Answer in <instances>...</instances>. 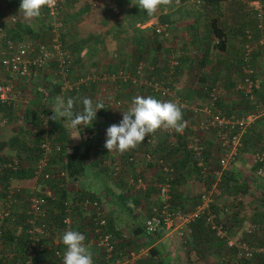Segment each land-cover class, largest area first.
<instances>
[{
	"label": "trees",
	"instance_id": "obj_1",
	"mask_svg": "<svg viewBox=\"0 0 264 264\" xmlns=\"http://www.w3.org/2000/svg\"><path fill=\"white\" fill-rule=\"evenodd\" d=\"M71 3L74 0H69ZM117 5H121L125 3L128 0H114ZM187 0H179V2H185ZM221 0H197L199 2L200 8L202 9V12L204 14H207L210 12L211 15L209 17L210 22L207 23V25L210 26L211 33L215 35L217 38L216 45L219 49L226 48L225 41L221 38L222 33L221 29L219 27L217 19V15L214 13L218 11L219 2ZM64 2V1H63ZM62 1L59 2L57 6V11L55 15H59V7L61 5ZM139 0H132V3L125 9L124 13L128 16V19H131V23H142L149 19L151 16L146 13L143 9H140L138 7ZM13 6H20V0H15L12 2ZM209 6V7H208ZM85 7V6H84ZM46 9V7H44ZM47 10V9H46ZM83 10V7L81 8ZM215 10V11H214ZM130 13H134V16L130 15ZM256 15V13H255ZM3 16L0 14V34L2 37V41L6 43V40H11L12 42H17L20 40H23L25 36H37V33L39 32L36 29H33V27L30 25L29 21H27L26 18L23 16L15 18L14 20H4L2 19ZM257 18V15H256ZM161 20L163 19L160 18ZM164 22V20H163ZM168 23V21H167ZM49 27V26H48ZM136 31H138V37L132 38V41L134 42V55L133 59L134 62L132 64L129 63L127 58L123 59V63L121 64V71L123 74L127 73H133L135 64L138 60L144 59L148 63L151 64V68H144L145 75L147 77L152 79H157L158 81L162 83H168L170 90L174 92V82L176 81V76L178 72L181 70V63L183 62L184 56H173L178 64L173 66V72L170 79L166 77L167 75V66H168V58L165 56H161L163 50H167L165 47V40H158L155 35L158 36V32H155L152 28V37L151 42L153 46H149L146 42L144 44V36L141 33L142 30L145 28H140L138 26H132ZM170 26L168 23V26L165 27V31H169ZM71 33L68 30H60L59 29V35L58 38L61 43V49H63L66 53V57L68 59L66 73L64 75H60L56 71V64L53 60L50 62L52 63V69L54 71V78H57L56 82H50V81H40L39 83L35 82L33 85V93H32V107L26 108V114L30 116L32 119V122L37 125L38 129L35 130L32 135L33 138L29 139L32 140L30 143H26L24 141H21L20 143V149L19 152L15 153V157L17 158V166L15 168H2L0 169V202L4 198L5 195V189L7 185L11 184L12 186H22L27 187L32 182V167L34 164V161L40 156L41 149L39 147V143L41 140V137L43 134L48 135L50 141L57 142L60 144V150L52 152L48 159L47 163L43 168V172L48 173L46 178L42 180L41 184V191L38 192H44L46 189L50 190L53 198L47 197V202L45 204V213L43 216H40L39 214L36 216V222L44 224V235L40 237V240H42L45 243V246H43L41 249H38L35 251L33 256V262L32 264H63V255L65 251V245L60 241L62 239V235L65 232V224L62 221L63 217L65 216V202L69 200L67 192L68 189L65 186V184L73 183L74 181H82L83 173H85L86 164L89 163L92 167H95V161L96 158L101 161L99 158L103 157L107 154V150L103 146V140L106 138V133L103 137H101L99 134L100 127L103 125H108L110 123L117 122L115 117L114 111H109L107 105H105L100 99H98L94 92L93 88L96 87L97 81L99 79L93 78L88 79L85 78L84 81L79 82L76 86H72L71 88H66L61 91V84L64 82L63 77H73L71 81L74 79L76 80L78 77H84L86 75H93V76H102L105 75L108 76L113 72H117L115 68L105 70L104 72H96L94 70L84 71V72H78L75 73V66L74 64H77V62L80 60V54L79 52L83 49V42L86 41V38H78L75 40H71L70 37H68ZM90 34L89 36H91ZM209 37V36H208ZM34 42V41H33ZM43 42V41H40ZM245 44V43H244ZM243 44V45H244ZM146 45V47H145ZM143 50H145L146 54L143 56ZM242 50L243 46L241 47L240 54L236 56L234 61L236 62V66L238 70H240V66L243 63L242 59ZM152 56V57H151ZM150 57L152 59H150ZM205 57L204 53L203 56L200 57V59ZM201 59V60H202ZM249 65L253 68V75L251 76H257L256 69H255V63H254V57L252 51H250L249 59H248ZM115 69V70H114ZM214 69V68H212ZM213 72V71H212ZM200 79H204L207 74L203 71L200 73ZM258 77V76H257ZM68 80V78H66ZM110 80V79H109ZM111 81V80H110ZM207 82V81H206ZM210 82V80H208ZM74 82H72L73 84ZM109 83L116 84V92H119L121 89L119 87L121 86L122 90L125 91L127 94L128 91L125 90V88L130 84V80L128 79H121L119 77H116L114 80H112ZM71 84V85H72ZM212 84V83H211ZM211 84H204V87H208ZM261 85V84H259ZM258 87L254 88L255 93H258ZM138 87H141L145 90V92L148 94L147 96H153L159 100L162 101H172V98H168V96H165L163 98H160L157 93L150 91L148 87L138 85ZM61 91V95L63 98L65 97H72L76 100L75 106L73 108L74 113L82 112L83 105H82V98L89 97L92 99L93 103L96 102H102L105 106L104 109H99L96 113V119L93 121V123L90 126H80L78 129L74 130L69 127V124H65L62 121H59L58 119L56 121H53L51 119L48 120V124L50 125V129L48 131H45V129H42L43 123V117H50L52 115V111L50 109L51 103L56 98V94ZM177 90L175 89V95H177ZM204 95L207 93L204 92ZM200 95V91L198 93ZM244 96V95H243ZM181 100V96H178ZM201 97V96H200ZM199 97V98H200ZM167 98V100H165ZM184 100V99H183ZM203 100V99H202ZM13 102L10 104L0 105V109L2 110H8L11 108ZM215 105L220 106V99H216L214 102ZM214 105V106H215ZM226 106V105H225ZM9 111V110H8ZM183 117L185 118H191V111L182 109ZM190 113V114H189ZM115 117V118H114ZM69 123V121H68ZM262 125H253L251 128L249 127L248 132L245 133V143L249 139L251 140V135L248 134H258L255 131L259 130L258 127H261ZM191 129L187 126L184 128L183 133H173L168 135L163 134H157L154 135L153 139H151L150 142L143 141L140 145L144 146V153L145 152H155L157 154V158H162L164 161H167L173 166V178L171 179V194H172V204L183 206L184 204L187 205L189 200H193V203L195 204L198 201L199 194H192V195H181L179 193V185L182 180L187 179V174H189L190 171H192V176L195 179L202 180L204 184V189H208L209 187V181L207 178H212L214 175V171H217V162L215 157H212L210 155V144H206L207 140L199 141L202 143V159L203 163L205 165L206 172L202 174L199 170V166L196 164V160L194 158V152L190 148L187 147V141H186V134L190 133ZM45 131V132H44ZM80 132V139L71 138L74 135H77L78 132ZM250 132V133H249ZM253 137H255L253 135ZM16 135L14 137L12 136L9 139H0V149H2L4 146L9 144L10 146L14 147V143L16 141ZM251 138V139H250ZM252 143H255V140H253ZM207 146V147H206ZM262 146L264 148V141L262 143ZM149 147V148H148ZM100 150L101 153L96 155V150ZM150 150V151H149ZM132 151H130L131 153ZM133 153V152H132ZM118 156L120 159H123L124 161H127V163L131 162V160H128V153H120L117 151ZM10 158L8 156H2L0 155V162L1 161H8ZM25 161V162H23ZM54 161H58L59 164L53 165ZM126 163V162H125ZM150 165L151 163H147ZM252 169L254 166H251ZM157 176L160 175V171L156 170ZM138 174V173H137ZM134 173H130V176L135 180L140 175ZM254 177H251L249 174L244 172H235L233 170L225 171V173H222L221 177L219 178L218 185L216 186L215 190V197H213L214 201L211 204V207L213 210L217 213V215L224 217V223L227 229H231L240 219L242 216L241 212L244 209V206L250 205V203L255 202V205L253 206V215L251 219H253L254 223H252V230L247 232L245 235L247 237L242 236V239H245L249 244H259L264 242V239L262 236L258 235L260 230H264V183L263 182H257ZM120 179L117 182L118 188L115 192V201L118 203V206L120 207V211H124L127 214H129L128 225L126 229L130 232V234L137 235V239L133 241H127L123 243H119V247L121 250L122 255L115 252V254L120 255V258L123 259L126 256L127 250H133L137 251L135 243L136 241L140 242H148L145 240V237H155L157 234H160L161 231H158L156 233H145L142 225V220L144 218V212L146 210L145 204H149L154 202L155 199V187L153 185L154 180L152 181V185L149 184L148 187H145V189L142 188H133L132 185H128L127 179L123 178L124 176H119ZM205 177V178H203ZM260 177V176H258ZM264 178V177H263ZM81 180V181H80ZM250 185L254 187H258L259 191L262 193V195L255 196L253 192L250 190ZM133 189L131 190V193H127L126 189ZM77 192L75 195H73L72 199L75 197L77 199H81L82 196H89L93 199H96L97 201H100L102 198L100 195H98L95 190H89L86 187H77ZM246 195H243L245 194ZM128 196H130L132 202H134L135 206H139L142 208V210H135L132 209L128 205ZM74 198V199H75ZM17 201V200H15ZM14 201V202H15ZM13 203V202H12ZM193 204V205H194ZM69 209L71 211V215L73 217H70V230H83L81 223H83L82 219L84 215H82L79 211V207L76 204H69ZM10 214L13 215V220L10 218H5L0 222V228L2 229L1 235H0V243L7 245V249H9V252H1L0 250V264H22V252L23 248L26 244V232L25 228L27 226L26 222V214L24 211L16 209L14 204H11L9 207ZM82 215V216H81ZM142 215V216H141ZM74 216L78 217L74 219ZM127 224V223H126ZM116 226L114 225L113 221V215L108 214L106 218V223L104 226V229L111 232L113 237L118 236L119 231L116 230ZM88 229L84 232L86 235L88 233ZM127 233V232H126ZM206 233H211L207 227L205 226L204 218L201 216L199 218H196L194 221L190 223V232L188 236L191 240L187 242L188 243H199L202 241V237L205 236ZM251 233V234H250ZM264 234V231H263ZM85 235L86 240L87 236ZM257 236L258 242L249 241V236ZM56 241L55 243L53 241ZM197 240V241H194ZM239 240V239H237ZM217 246L223 247V244L221 241L216 240ZM1 248V247H0ZM5 248V247H4ZM3 248V249H4ZM118 249V247L116 248ZM220 249V248H219ZM227 252L233 251V248H226ZM56 251H58L56 253ZM125 254V255H124ZM98 256V257H97ZM96 257H93V264H102L103 263V256L102 251L99 250ZM139 260V259H138ZM138 260L136 261L138 263ZM141 264V263H140ZM237 264H264V257L255 256L254 258L245 259L241 258L238 260Z\"/></svg>",
	"mask_w": 264,
	"mask_h": 264
},
{
	"label": "rangeland",
	"instance_id": "obj_2",
	"mask_svg": "<svg viewBox=\"0 0 264 264\" xmlns=\"http://www.w3.org/2000/svg\"><path fill=\"white\" fill-rule=\"evenodd\" d=\"M13 1L15 0H0V14L3 16L2 19L6 21H8L9 19L11 20L12 16H14L15 18L21 16L24 17L23 12L19 11V5H11ZM131 3L132 0H128L118 6L114 0H74L72 3L69 0H62V3L59 7V15H55V17H53L48 13V10L43 7L41 9V14L38 18L27 19L33 29H36L39 32L37 33V36L29 35L23 38L34 42L43 41L48 43L53 37H58L59 29L68 30L71 33L68 36L71 40H75L78 38H86V41L83 42V49L79 52L80 60L77 62V64H74L76 73L87 71V69L89 68V70H95L96 72L97 70H100V72H104L105 70L113 68H115L116 70H121V64L123 63L124 58H127L129 62L127 63L128 65L134 62V42L132 41V38H135L136 36L138 37V31L132 28V26H138V23H131V19H128V16L124 13L125 9ZM82 7L83 10H81ZM130 15L134 16V13H130ZM193 16L194 18L197 17V19L194 20V23L196 25L195 28H190L188 25L189 22L184 21V19L186 17L190 18ZM162 17L163 19L161 20L160 18ZM204 17L205 14L202 12L199 2H197L196 0H187L185 2H179V4H176V0H173L172 5L167 7L162 6L154 15L147 19L150 20L151 25L155 21L161 23L163 22V20L164 22L168 21L169 23L171 30L168 29L169 31L167 32L163 30L158 34V36L155 35L158 40L162 39L166 42L165 48L167 50L162 49V53L160 55L165 56L169 59H173L177 55L184 56V60L181 63L182 68L178 72L175 79L176 81L174 82V92L170 93L168 95V98L180 95L182 100L184 99L185 102L189 105L191 104L194 107H203V105L207 103L206 94L204 95L203 93V91L206 92V87H204V84L212 83L211 85L216 86L219 91L217 99H220L221 105L218 106L214 104V111L217 114H224L225 116L233 119L244 116L249 112L256 111L255 105L257 101H260L261 104H263L262 102H264V99L260 100L262 99V97H260L257 98L255 102L254 98L250 99L246 96H243L242 91L238 88V85L241 81V72L240 70H238L236 66L237 64L234 59L240 52L241 48H237L235 51L234 43H229L226 48L219 49L215 44L216 42H211V39L209 37L201 41L195 39L192 40L189 37L186 38L187 35L192 32L193 29H197V27H204ZM263 18V16L260 17V20L262 21ZM58 22L60 24H57ZM151 29V26H146L141 32L145 39L144 44L146 42L150 47L153 46L151 42V37L153 35ZM90 34L92 35L89 36ZM2 40L3 39L0 34V58L2 55H4L10 50V47ZM240 42V45L238 44L239 46H243L244 43H247L251 51H253L254 48L251 47V43H249L248 38L245 37L244 39L243 37H240ZM203 53L205 57H203V59L201 58V60L200 57L203 56ZM143 54V56H145V50H143ZM151 57L150 59H152ZM184 63H186L187 67L189 68H186L185 72H183ZM86 65L87 67L85 68L84 66ZM209 65H212L213 67L211 68L214 69L209 68ZM167 68L168 69L166 77L170 79L173 72H171V69L173 67H170V65L168 64ZM201 71L207 74L204 79H200ZM52 72L54 73L52 69V63L50 61L46 63L43 67L31 71L30 75H28V77L24 79L8 75L5 71L0 69V74L2 78L10 79L15 90L19 93L18 98L13 101L11 108L8 109L9 111L7 109L5 111L0 109V139H9L12 136L14 137V135H16L17 137L14 143V147L7 144L2 149H0V155L8 156V158L13 159L17 162V158L14 154L19 152L18 149H20L21 141H24L26 143H30L32 141L29 139L33 138L32 133L35 130L37 131L38 127L32 122V119L29 115L26 114L25 111L27 107L31 108L33 106L32 93L34 87L33 84L35 82H56L57 78H54L55 75ZM66 78H68V80ZM72 78L73 77H63L64 82L61 84V91L68 88L67 85L72 84V82L75 81V79L71 81ZM208 80H210V82H208ZM100 81L104 82L102 83V87L100 88V85L99 87H94L93 92L98 99H100L105 105H107L109 111L115 112L114 114L117 119L122 117V111H127L131 107L133 97L138 95H148L143 88L138 87V85H136L135 83L133 84L132 82L128 84V86L125 88L126 91L129 90L126 94L125 91L122 90L121 86L119 87V89L121 90L119 92H116L115 89L118 86L116 87V84L108 83V81L111 82L110 80L100 79ZM175 89L178 91L177 95H175ZM61 91L58 92L55 96L63 98V96L61 95ZM199 91L200 95H198ZM67 98L69 97H65L64 99L67 100ZM115 98H119L121 100V102L117 104L118 106L116 108H114ZM165 100H167V98H165ZM110 101L114 103L112 105V108L109 104ZM54 102L55 100L52 101L50 109L53 107ZM191 114H194L193 118L187 119L183 117V119L187 121V127L192 130V133L190 132L192 135L190 137H187L186 141H193L195 138H197V140L202 141L203 143V140H206L208 136H212V138L214 139L213 126H209L207 129H202L199 126V119L201 117L204 118L206 121H209V117L203 116L202 112L201 115H199V113L197 112H192ZM257 114L258 115L256 118H264L263 113L258 112ZM42 119L44 123V125H42V129L48 131L50 129V125L48 124L49 119L47 118V116L43 117ZM57 119L59 121L64 122L65 124H69L67 119ZM114 123L101 126L99 130V135L103 137L106 133L107 127ZM247 129H249V126L245 128V131L240 136V145L237 148L236 154L233 155V159L225 167L219 165L220 151H218L217 149L215 139L214 143L211 142L210 155L212 157H215L216 160H218L216 166L217 172L214 173L212 178H207V180L209 181L208 189H211L213 197H215V190L216 186L218 185L219 178L221 177L222 173H225V171L233 170L237 172V167H240V172H244V174L247 173L251 177H254L255 174L251 167L252 165L254 166L253 154L256 150L263 149L262 143L264 141V125L258 127L259 130L255 131L258 134H251L249 132L250 134L248 135H251L252 139H248L246 141L247 143H245L244 137L245 133L248 132ZM190 133L188 134L190 135ZM253 135L255 137H253ZM253 140H255V143H252ZM99 153L101 152L97 149L96 155H98ZM107 154L109 155L108 152ZM107 154L103 157H101L102 155L99 157L101 161H99L97 158L96 160H94L96 167H92L91 165H89V163L86 164V169L85 173H83L82 181L80 180L81 182L74 181L73 183L67 182L65 184L69 191L67 192L69 200L73 197V195H75V193L78 191L77 187L81 184H85L89 189L91 187L99 186L100 183L104 181L103 179L106 177L111 179V182H118L120 179L119 176L121 175L125 177L127 172L122 171V166L119 164L120 157L118 155V159L115 160L111 158V161L108 163V165L102 162V159H105L107 157ZM114 160L116 162H114ZM57 164H59V162L54 161L53 165L55 166ZM114 164L119 165V170L116 173H113ZM192 174L193 173H191L190 177H192ZM140 178L142 182H145L146 187L149 186L148 183L152 182H149V180L143 176H140ZM43 179L38 178L34 183H30V185H33V190L35 192L38 193V191H41V184ZM255 179L257 182L259 181L264 183L263 177L255 176ZM153 180L156 181L157 178H154ZM199 184L202 187V183L199 182ZM249 186L250 190L255 196H258V194L262 195L258 187H254L250 184ZM14 187L17 191V193L15 194V198L17 200L18 196L20 197L22 193L26 192L25 195L27 194L29 185L27 187H22L19 185H16ZM195 189L199 190L200 188L196 186ZM202 189H204V186ZM126 191H128V188L126 189ZM193 193L199 194L200 192ZM243 195H246V193ZM100 201L103 202V199H101ZM193 204V200H189L187 207L191 208ZM244 204L245 206L241 212L242 216L240 217L239 221L233 227H231L230 230L228 229L229 235L232 236L234 239H242V236L247 233V229H250L252 223H254L251 217L253 215V206L255 205V202L250 203V205H246V203ZM114 207H117V204H114ZM116 212V214H114V211L111 212L115 215H113V221L114 225L116 226V230H118L119 233H130L128 229H126L128 228L127 225L128 221H130V215L120 210H116ZM120 212L121 214L119 215ZM70 217L73 216L71 215ZM75 218L78 217L74 216V219ZM219 218L224 219L223 216H220ZM263 231L260 230L258 235L262 236L264 239ZM189 240V236H187L185 242L181 241V239L178 238L176 241H173V239L167 240L166 244L162 249L163 252L168 254H163L162 257L168 260L177 258L176 256L173 257L172 255V253L179 252L174 248V244H176L177 248H181L183 247L182 245H186ZM249 241H251L252 243L258 242L259 240L255 235L249 236ZM42 243L45 244L43 241ZM84 243L92 252L93 257H96L99 250L95 248L94 244L89 240H86ZM134 246H136L135 249H137V251H134V258L128 260L127 262H123L122 264H140L141 261L146 257V255L145 257H143L142 255L146 252L148 253V250H146L147 243L143 241H136ZM0 247L1 252H9V249H7L6 244L5 246L4 244H2L1 246L0 243ZM221 249L223 250L221 251ZM168 255L170 258H168ZM234 255V250L227 252L226 247H224L223 245V247H220V251L216 252L214 250L213 253L204 254V256H206L207 258L204 259V264H231L234 260ZM137 260L138 263L136 262ZM141 264H144V262H142Z\"/></svg>",
	"mask_w": 264,
	"mask_h": 264
},
{
	"label": "built area",
	"instance_id": "obj_3",
	"mask_svg": "<svg viewBox=\"0 0 264 264\" xmlns=\"http://www.w3.org/2000/svg\"><path fill=\"white\" fill-rule=\"evenodd\" d=\"M62 0H56V4L53 8L47 6L46 9L48 13L55 17L57 6ZM261 11L258 10L257 20L258 26L260 27V17ZM15 17L12 16L11 20H14ZM57 24H60L59 22ZM140 27L151 26L155 32H162L165 27L168 26L167 22H154L150 24V20H146L140 24ZM248 33V31H246ZM6 44L10 47V50L6 52L0 58V69L5 71L8 75L16 76L18 78L24 79L30 75L31 71L43 67L46 63L53 60L56 64V71L60 75L66 73V67L68 59L66 53L61 49V43L59 38L53 37L50 42H40V41H30L28 39H23L17 42H12L11 40H6ZM250 47L247 43L243 45L242 50V59L243 63L240 66L241 72V81L238 85V88L242 91L243 95L252 99L254 98V88L258 87L263 81L260 80L257 76L253 75V68L249 65L248 59L250 54ZM168 64L170 67L178 64L175 58L169 59ZM144 68H151V64L145 60H138L134 67L133 73H125L118 70L116 73L113 72L110 75L102 76H93L86 75L84 77H78L74 83L68 84L67 87L71 88L76 86L79 82L84 81L85 78H108L111 81L116 77L121 79H128L133 84L142 85L148 87L150 91H153L163 98L172 93L170 90L169 84L162 83L157 79H152L145 75ZM173 68L171 69V72ZM264 85V83H263ZM207 93V103L203 107H194L191 104L181 100L178 95L172 97V101L178 102L181 109L188 110L190 113L197 112L203 116H208L209 121H206L204 118H200V128L207 129L209 126L214 128V139L218 150L220 151L219 156V165L225 167L233 159V155L236 154L237 148L240 145V136L245 131V128L251 124L252 121L257 117V113L264 114V103L256 106V111L249 112L244 116L238 118H229L224 114H217L214 111V102L217 99L219 94L218 88L216 86L210 85L206 88ZM19 93L15 90L10 79L2 78L0 74V105H7L13 102L18 98ZM185 120V119H184ZM177 133L175 130H165L160 129L154 132L153 134L146 136L144 141L150 142L153 139L154 135L157 134H173ZM183 133V132H182ZM180 134V133H178ZM106 138L103 140V146ZM187 147L193 150L194 158L196 164L200 167L199 170L202 174L206 172V167L202 159V144L195 138L193 141H189ZM39 147L41 149L40 156L34 161L32 171L33 183L38 178H46L48 173L43 172V168L47 163L49 155L54 151L60 150V144L57 142L50 141L48 135L45 133L42 135ZM106 149V148H105ZM107 150V149H106ZM128 155V160L135 158V153H130L126 151ZM108 153L117 154V151H110ZM150 152L144 154L145 158H150ZM155 163L160 171V175L157 177V180L154 182L155 187V199L154 202L151 201L149 204H145L146 210L144 212V218L142 220V225L145 233H156L158 231H174L176 237L185 242L187 236L190 232V223L196 218L203 217L205 226L211 232L213 237L216 240L221 241L224 247L233 248L234 250V260L231 264H237L238 260L241 258L250 259L255 256L264 257V242L259 244H249L245 239H234L229 235V231L225 226L224 220L217 216V213L211 207L214 199L211 193V189H202L199 193L198 201L191 207L188 208L187 205L178 206L172 204V194H171V179L173 178V166L164 161L162 158L155 159ZM253 172L256 176L264 177V148L256 150L253 154ZM17 162L13 159L8 161L0 162V169L2 168H15ZM119 170V165H113V173H116ZM217 171H214L216 173ZM128 185H132L133 188H142L145 189L146 184L142 182L140 177H137L135 180L131 177H127ZM5 195L2 201L0 202V220L2 221L5 218H10L13 220V215L10 214L9 207L16 200L15 194L17 193L16 188L11 184L7 185L5 189ZM132 188L128 189L127 193H131ZM47 197L53 198V195L50 190L46 189L44 192H35L33 190V185H29L27 194L24 197V206L20 210L24 211L26 214L27 226L25 228L26 232V244L22 252V264H32L33 256L36 250L41 249L45 244L42 243L40 237L44 235V224L43 222L37 223L36 216L39 214L43 216L45 213V204L47 202ZM128 205L135 210H142L139 206H134L133 202L128 196ZM75 198V197H74ZM70 199L65 202V216L62 221L65 224V231L70 230V216L71 211L69 209V204H76L80 209V213L84 215L81 223L84 227L83 230L79 229L77 231L81 232L84 236V232L88 229L87 239L91 241L97 250L102 251L103 263L102 264H122L131 260L135 256L133 250H127V254L124 257V260L120 258L122 255L119 243L133 241L137 239V235L120 232L115 238L112 236L111 232L104 229L107 210L103 205V202L97 201L87 195L82 196L81 199ZM13 202V203H12ZM81 215V216H82ZM79 217V216H78ZM0 221V222H1ZM252 230V225L250 229H247V232ZM2 229L0 228V235ZM62 242V239L60 240ZM85 242V241H84ZM118 247V249H116ZM66 250V246H65ZM58 251H56L57 253ZM65 252V251H64ZM115 252L120 255L115 254ZM125 255V254H124Z\"/></svg>",
	"mask_w": 264,
	"mask_h": 264
},
{
	"label": "crops",
	"instance_id": "obj_4",
	"mask_svg": "<svg viewBox=\"0 0 264 264\" xmlns=\"http://www.w3.org/2000/svg\"><path fill=\"white\" fill-rule=\"evenodd\" d=\"M247 10H249V11H247ZM258 10H260L262 12L261 15L264 17V0H221L219 2L218 11L214 13L215 15H217V19H216V21H218L217 25H219V27L221 29V33H222L221 38L225 41L226 46L229 45V43H234V47H235V51H236L237 48L240 49L242 47V46H239L241 43L240 37H243L244 39L246 37V38H248L249 43H251V47L254 48L252 53H253V57H254L256 73H257V76L259 77V79L263 81L262 83H260L261 85H259L258 93H255V96H254L255 102H256L257 98L262 97V99H260V100L264 99V97H263V95H264V91H263L264 90V85H263V83H264V18L262 21L260 20L261 26L259 27L258 26V20H257L256 15H255V13H257ZM208 13L211 14L210 12H208ZM208 13L205 14V17H204V20H205L204 27L203 28L197 27V29H193L192 32H190V34L188 33L189 35H187L186 38L189 37L192 40L195 39V40L201 41V40L208 38V36H209V38L211 39V42L217 41V38L215 37V35L213 33H211L210 26L207 25V23L210 22L209 17L211 16ZM195 19H197V17H195V18H194V16L190 17V18L186 17L184 19V21L189 22L188 25L190 28H195V25H196L194 23ZM246 31H248V33ZM164 43H165V41H164ZM238 54H240V52ZM84 67L86 68L87 65ZM211 67H213V66L209 65V68H211ZM186 68H188L187 64L184 63L183 72H185ZM89 69H87V71H89ZM211 69H209V70H211ZM97 72H100V70H97ZM75 73L76 72H74V74ZM95 73H96V71H95ZM97 79H99V78H97ZM100 79L109 80L108 78H100ZM100 79H99V81H97L96 87H99V85H100V88H101L102 83H104V82H101ZM108 83H109V81H108ZM120 102H121V100L119 98H115L114 108H116L118 106L117 104H119ZM114 103L112 101L109 102L111 108H112V105ZM259 103H261V102L257 101L256 105L257 104L260 105ZM262 103H264V102H262ZM113 109H111V110H113ZM190 115H191V118L194 117L193 116L194 114H190ZM121 119H122V117H120L119 119H116V121H117L116 123H119V121ZM257 124L263 126L264 125V118L263 119L262 118H256V120L254 119V121H252V123L249 125V127L251 128L253 125L255 126ZM191 133H192V130H191ZM191 133H190V135L187 134L186 136L190 137L192 135ZM206 140H207L206 144H210L209 140H211V142L214 143V139L212 138V136L211 137L208 136V138ZM217 149H218V147H217ZM130 151L135 153V158H133L131 160V162L127 163V161H124L123 159L119 158V160H120L119 164L122 166V171L127 172V174L125 175L124 178L127 179V177L130 176V174H128V173H134V174L138 173L140 176H143L146 179H148L149 182L153 181L154 178L158 177L157 176L158 172H156V170L158 171V167L155 163V159L157 157V154L155 152H151L149 150L151 156H150V158H145L144 154L147 152L144 153V151H145L144 146L140 145V144L136 148L131 149ZM115 154H113V153H109V155L107 154V157L105 159H102V162L106 163L108 165V163L111 161V158L117 160L118 154H116V155ZM113 155H115V156H113ZM115 160H114V162H116ZM147 163H151V164L148 165ZM120 169H121V167H120ZM238 171L240 172V167H237V173H239ZM191 173L192 172H189V174H187V176H186L187 179L182 180L180 182L179 187H178L179 193L183 196L197 194V193H193V192H200V190H202V188L204 186L202 180L195 179L193 176L190 177ZM103 180L104 181H102L99 186L91 187V188H89V190H95V192L98 195H100V197L103 199V205L105 206V209L107 210V215L108 214L114 215L117 213L116 210H120L118 203H116V201L114 200L115 192L117 191V188H118V183L117 182H111V179H109L107 177L104 178ZM32 181H33V179H32ZM154 182H153V184H154ZM199 182L202 183V187L199 184ZM148 184H152V182L148 183ZM80 186L87 188V186L85 184L84 185L81 184ZM196 186L200 189L196 190L195 189ZM25 193L26 192L22 193L20 197L18 196L17 201H15L13 203L14 206L16 207V209H18V207L21 209V207L24 206L23 204H24ZM114 204H117V207H114ZM133 205L135 206L134 202H133ZM113 211H114V214L111 213ZM120 214H121V212L119 213V215ZM245 237H247V235H245ZM148 239H149V242H148ZM169 239H173V241L177 240V237H176V234L174 233V231L161 232L160 234H157L153 238L146 236L145 240L148 242L147 246H146V250H148V253L147 252L144 253L145 251L143 252L144 254L142 256L145 257V255H146V257L141 261V263L144 262V264H204V259H207L206 256H204V254L213 253L214 250L216 252L220 251V249H219L220 247L218 248L215 237H213V235L211 233L210 234L206 233L205 236L202 237V241L199 243H195V242L193 243V241H192V243L182 245L183 247H181V248L180 247L177 248L176 244H174L175 245L174 248L176 250H178L179 252L172 253V255H173V257L176 256L177 258L168 260V259H166V258L164 259L162 257L163 254H166V255L168 254V253L163 252L162 248L164 247L167 240H169ZM194 241H197V240H194ZM53 242L55 243L56 241L54 240ZM222 250L223 249H221V251ZM168 252H169V250H168ZM168 258H170L169 255H168Z\"/></svg>",
	"mask_w": 264,
	"mask_h": 264
},
{
	"label": "clouds",
	"instance_id": "obj_5",
	"mask_svg": "<svg viewBox=\"0 0 264 264\" xmlns=\"http://www.w3.org/2000/svg\"><path fill=\"white\" fill-rule=\"evenodd\" d=\"M56 0H20L19 11L23 12L26 19L38 18L41 9L45 6L53 8ZM173 4V0H139L138 7L146 11L148 15H154L162 6ZM179 4V0H176ZM76 100L72 97L65 100L56 97L52 115L48 117L53 121L57 118L67 119L69 127L76 130L80 126H90L96 119L99 109H104L102 102L93 103L89 97L82 98L83 110L74 113ZM187 126L183 119V112L178 102L162 101L153 96H135L132 105L127 111H122V119L119 123L111 124L106 129L104 147L107 152L118 151L121 154L136 148L146 136L160 129L175 130L182 133ZM80 132L71 138L80 139ZM86 237L79 231L66 230L62 235V243L66 246L63 255V264H93V255L85 245Z\"/></svg>",
	"mask_w": 264,
	"mask_h": 264
}]
</instances>
